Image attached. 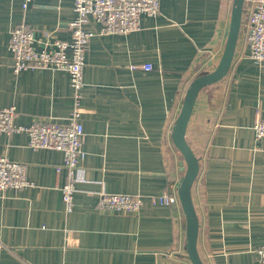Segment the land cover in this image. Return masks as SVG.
<instances>
[{"label": "crops", "instance_id": "crops-1", "mask_svg": "<svg viewBox=\"0 0 264 264\" xmlns=\"http://www.w3.org/2000/svg\"><path fill=\"white\" fill-rule=\"evenodd\" d=\"M233 0H160L141 28L93 36L81 97L85 157L72 211L60 187L63 153L32 149L25 132H0V156L26 165L35 185L0 192V264H192L182 206L149 195L177 190L186 162L172 139L190 82L213 71L229 32ZM74 0H0V109L15 123L65 121L74 108L69 74L49 68L15 73L11 29L25 22L35 47L69 39ZM244 15L232 66L196 99L186 140L200 161L192 187L204 264H261L264 244V61L249 58ZM87 27L100 24L89 18ZM152 64L146 70L143 64ZM101 192L140 194L138 213L98 208ZM178 192V191H177Z\"/></svg>", "mask_w": 264, "mask_h": 264}, {"label": "built area", "instance_id": "built-area-1", "mask_svg": "<svg viewBox=\"0 0 264 264\" xmlns=\"http://www.w3.org/2000/svg\"><path fill=\"white\" fill-rule=\"evenodd\" d=\"M31 0H23L27 7ZM75 18L69 23V39L54 38L36 48L35 30L25 22L14 26L10 32L9 50L12 54V69L19 73L26 69L49 68L63 70L69 74L74 89V108L65 121L36 120L30 125L15 123L16 107L0 109V132L11 134L25 132L32 149H54L63 153L58 172L65 170L66 181L60 187L62 199L68 212L74 206L76 176L86 152L83 148L85 130L81 122V97L84 87L83 72L86 64V51L90 39L97 34H120L139 30L143 15L156 16L160 11V0H74ZM245 41L249 58L256 62L264 61V0H245L243 5ZM89 18H94L100 27L93 30L87 27ZM146 70L152 64H143ZM258 138H264V119L254 124ZM35 184L27 177L26 165L0 156V192L7 189H25ZM178 189L165 191L159 195H149L147 199L154 205H178ZM145 196L140 194L101 192L98 208L138 213ZM255 252L259 262L264 264V244Z\"/></svg>", "mask_w": 264, "mask_h": 264}, {"label": "water", "instance_id": "water-1", "mask_svg": "<svg viewBox=\"0 0 264 264\" xmlns=\"http://www.w3.org/2000/svg\"><path fill=\"white\" fill-rule=\"evenodd\" d=\"M244 1L233 0L229 32L220 60L213 71L200 74L190 82L172 128L174 144L186 162L184 175L178 186V196L186 218V251L192 264H204L198 251L200 224L192 196V187L200 170V161L186 140V131L199 92L206 86L222 80L230 71L240 37Z\"/></svg>", "mask_w": 264, "mask_h": 264}]
</instances>
